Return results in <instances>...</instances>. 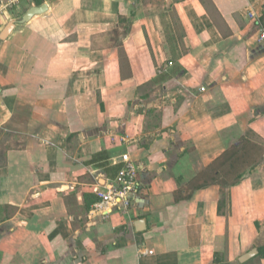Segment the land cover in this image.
I'll use <instances>...</instances> for the list:
<instances>
[{"label": "crops", "instance_id": "obj_1", "mask_svg": "<svg viewBox=\"0 0 264 264\" xmlns=\"http://www.w3.org/2000/svg\"><path fill=\"white\" fill-rule=\"evenodd\" d=\"M40 1L0 11V264H264V0Z\"/></svg>", "mask_w": 264, "mask_h": 264}, {"label": "built area", "instance_id": "obj_2", "mask_svg": "<svg viewBox=\"0 0 264 264\" xmlns=\"http://www.w3.org/2000/svg\"><path fill=\"white\" fill-rule=\"evenodd\" d=\"M23 0H0V11L18 10ZM250 16L253 17L251 13ZM264 38V29L261 33ZM172 65V62H169ZM164 68L161 67V70ZM204 89V87H202ZM125 162L117 176L111 180L104 188H96L95 193L99 200L94 205V211L110 213L118 207L126 215L129 214V208L132 199L140 186L139 170L128 154L122 155ZM141 251L147 254H153V249L142 248Z\"/></svg>", "mask_w": 264, "mask_h": 264}, {"label": "water", "instance_id": "obj_3", "mask_svg": "<svg viewBox=\"0 0 264 264\" xmlns=\"http://www.w3.org/2000/svg\"><path fill=\"white\" fill-rule=\"evenodd\" d=\"M48 6L46 3H43L42 5H34L31 6L22 16L20 19L21 22H27L29 21L32 17H34L37 14H42L47 10ZM16 22L14 20H11L7 25L4 27L0 34L1 39H5L8 37V35L11 33V31L14 29ZM138 224H143L142 220L137 221ZM258 253V249H252L245 255L241 257V261H244L248 259L249 257L255 255Z\"/></svg>", "mask_w": 264, "mask_h": 264}, {"label": "trees", "instance_id": "obj_4", "mask_svg": "<svg viewBox=\"0 0 264 264\" xmlns=\"http://www.w3.org/2000/svg\"><path fill=\"white\" fill-rule=\"evenodd\" d=\"M43 2V1H42ZM40 0H38V3H42ZM121 53V58L123 57V51ZM214 168L210 167L206 172L202 173L200 176H198L191 184L193 189L196 188H202L211 184L216 183L219 181V177L217 175H213ZM260 254L264 257V246L260 248Z\"/></svg>", "mask_w": 264, "mask_h": 264}]
</instances>
